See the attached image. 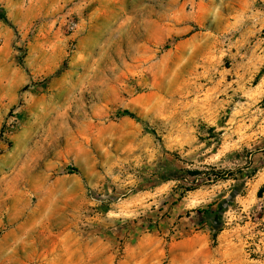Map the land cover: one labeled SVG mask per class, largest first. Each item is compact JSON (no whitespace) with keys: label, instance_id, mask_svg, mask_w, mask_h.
<instances>
[{"label":"rangeland","instance_id":"rangeland-1","mask_svg":"<svg viewBox=\"0 0 264 264\" xmlns=\"http://www.w3.org/2000/svg\"><path fill=\"white\" fill-rule=\"evenodd\" d=\"M0 264H264V0H0Z\"/></svg>","mask_w":264,"mask_h":264},{"label":"trees","instance_id":"trees-1","mask_svg":"<svg viewBox=\"0 0 264 264\" xmlns=\"http://www.w3.org/2000/svg\"><path fill=\"white\" fill-rule=\"evenodd\" d=\"M1 19H3V20H5V21H6V18H5L4 16H1ZM124 113H127V114H128V112H127V111H125Z\"/></svg>","mask_w":264,"mask_h":264}]
</instances>
